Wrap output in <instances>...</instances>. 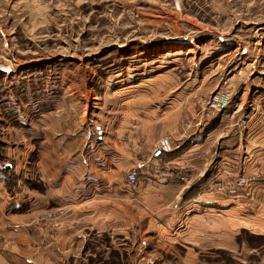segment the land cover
<instances>
[{
	"label": "rangeland",
	"instance_id": "rangeland-1",
	"mask_svg": "<svg viewBox=\"0 0 264 264\" xmlns=\"http://www.w3.org/2000/svg\"><path fill=\"white\" fill-rule=\"evenodd\" d=\"M0 66L11 70L0 72V181L9 194L20 184L45 192L40 146L93 139L96 121L111 133L130 126L124 138L143 119L149 134L179 123L184 136L205 135L215 119L252 114L264 129V0H0ZM224 91L228 110L205 125L204 104ZM61 211L50 208L35 223L57 229L66 212L47 216ZM143 235H92L74 261L56 264H264V235L244 231L234 249L191 253L156 249L157 239L142 246Z\"/></svg>",
	"mask_w": 264,
	"mask_h": 264
},
{
	"label": "crops",
	"instance_id": "crops-1",
	"mask_svg": "<svg viewBox=\"0 0 264 264\" xmlns=\"http://www.w3.org/2000/svg\"><path fill=\"white\" fill-rule=\"evenodd\" d=\"M249 116L247 121L222 116L209 123L205 135L189 136L179 123L149 134L143 119L129 138L124 133L130 126L111 133L108 122L96 121L93 139L86 142L45 141L36 160L45 192L36 187L28 192L20 184L9 194L0 181V264L68 263L92 235L132 242L145 234L142 246L157 239L156 249L182 245L188 252L234 249L244 231L264 235V129L258 116ZM163 134L172 135L175 151L154 160ZM132 168L141 176L136 190L126 181ZM242 177L248 185L230 192ZM201 181L200 192L185 199ZM50 208L66 212L61 226H37L36 218Z\"/></svg>",
	"mask_w": 264,
	"mask_h": 264
},
{
	"label": "built area",
	"instance_id": "built-area-1",
	"mask_svg": "<svg viewBox=\"0 0 264 264\" xmlns=\"http://www.w3.org/2000/svg\"><path fill=\"white\" fill-rule=\"evenodd\" d=\"M231 94L228 91L224 92H218L217 94L211 96L208 101L204 104L203 112H202V120H204V124L208 123L211 119L215 118V115H221L224 114L230 104H231ZM202 122H200L198 125H201ZM154 153L152 155V158L154 160H161V158L168 156L172 154L174 150V145L172 142V139L170 137H163L161 140L156 144L154 148ZM139 169L138 168H132L130 172L127 175V184H129V187L134 190L139 185ZM184 179V178H183ZM248 185V180L246 178L242 177L236 180V182L232 185V189L230 192H237L242 190ZM65 214L64 212H58V213H50L47 217L48 218H57L59 216H63Z\"/></svg>",
	"mask_w": 264,
	"mask_h": 264
},
{
	"label": "water",
	"instance_id": "water-1",
	"mask_svg": "<svg viewBox=\"0 0 264 264\" xmlns=\"http://www.w3.org/2000/svg\"><path fill=\"white\" fill-rule=\"evenodd\" d=\"M0 72H4V73H10L11 70L7 67L4 66H0Z\"/></svg>",
	"mask_w": 264,
	"mask_h": 264
}]
</instances>
